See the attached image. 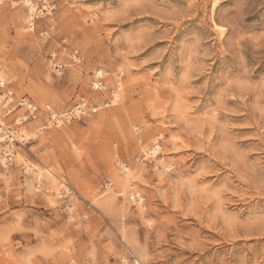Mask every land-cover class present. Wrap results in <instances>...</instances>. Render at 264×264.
I'll use <instances>...</instances> for the list:
<instances>
[{"label": "rangeland", "instance_id": "374dc122", "mask_svg": "<svg viewBox=\"0 0 264 264\" xmlns=\"http://www.w3.org/2000/svg\"><path fill=\"white\" fill-rule=\"evenodd\" d=\"M52 1L45 41L0 0V76L85 113L0 165V264H264V0Z\"/></svg>", "mask_w": 264, "mask_h": 264}, {"label": "built area", "instance_id": "2783aa9c", "mask_svg": "<svg viewBox=\"0 0 264 264\" xmlns=\"http://www.w3.org/2000/svg\"><path fill=\"white\" fill-rule=\"evenodd\" d=\"M7 3L10 8L17 6L24 8L25 32L37 33L45 41L52 37L55 30L54 16L57 11L52 0H7ZM41 23L43 26L39 28ZM66 54L72 64L80 63L78 51L71 50L65 38L60 39L58 48L47 52L46 63L52 74L57 77L63 76L66 71L67 64L64 61ZM101 79L100 75L94 76V87L101 88ZM20 110L23 111L22 114L17 115ZM84 113L83 104L66 112H58L50 105L39 106L26 97L17 98L0 76V165L6 169L15 165L17 150L32 139L26 127L29 123L43 117L44 128H61L79 119ZM129 201L134 207L143 205V199L135 195L130 196Z\"/></svg>", "mask_w": 264, "mask_h": 264}, {"label": "crops", "instance_id": "0c3cea01", "mask_svg": "<svg viewBox=\"0 0 264 264\" xmlns=\"http://www.w3.org/2000/svg\"><path fill=\"white\" fill-rule=\"evenodd\" d=\"M41 120V119H40ZM39 121V120H38ZM42 128H44V121L42 120V127L40 128V130H42Z\"/></svg>", "mask_w": 264, "mask_h": 264}, {"label": "bare ground", "instance_id": "6f19581e", "mask_svg": "<svg viewBox=\"0 0 264 264\" xmlns=\"http://www.w3.org/2000/svg\"><path fill=\"white\" fill-rule=\"evenodd\" d=\"M97 76H99V73L97 74ZM155 151H157V148H155ZM156 154V153H155ZM152 155V154H151ZM159 155V154H158ZM136 264H139V263H136Z\"/></svg>", "mask_w": 264, "mask_h": 264}]
</instances>
